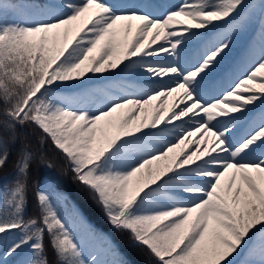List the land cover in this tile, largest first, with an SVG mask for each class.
<instances>
[{
  "label": "snow or ice",
  "instance_id": "6c2138e0",
  "mask_svg": "<svg viewBox=\"0 0 264 264\" xmlns=\"http://www.w3.org/2000/svg\"><path fill=\"white\" fill-rule=\"evenodd\" d=\"M249 35L243 70L210 85ZM49 141L150 264H264V0H0V172L19 144L0 264H126L32 181Z\"/></svg>",
  "mask_w": 264,
  "mask_h": 264
},
{
  "label": "trees",
  "instance_id": "16d2710c",
  "mask_svg": "<svg viewBox=\"0 0 264 264\" xmlns=\"http://www.w3.org/2000/svg\"><path fill=\"white\" fill-rule=\"evenodd\" d=\"M155 10L163 11V8H155ZM24 131L29 133V141L36 147V140L39 135L38 130L26 128ZM18 148L19 144L13 147L8 166L0 172V180L6 181L12 178L13 163L16 159ZM44 151L47 153V159L51 160L54 166L47 168L42 164L34 163L32 166V181L47 177L50 180L49 186L63 193L69 205L77 204L93 222V226L106 233L114 241L120 257L126 261V264H150V257L146 249L134 245L127 232H118L109 225L102 209L93 200L89 189L75 179L74 173L65 164L62 155L52 146L50 141L45 144ZM49 256H52L51 248H49Z\"/></svg>",
  "mask_w": 264,
  "mask_h": 264
},
{
  "label": "rangeland",
  "instance_id": "374dc122",
  "mask_svg": "<svg viewBox=\"0 0 264 264\" xmlns=\"http://www.w3.org/2000/svg\"><path fill=\"white\" fill-rule=\"evenodd\" d=\"M111 2L116 4H137L149 7L150 10L156 11L155 8H163L164 10L167 7L180 3V0H111ZM250 39L251 35L237 40V42L232 46L231 50L226 51V53L223 55L222 62L217 66L213 75L210 77V85H221L232 78L234 74L243 70V68L246 66V61L248 58ZM64 91L71 93L75 91V89L68 88L64 89ZM41 180L49 186L50 180L47 177H42ZM72 206H75L77 209H79L87 223L93 226V222L86 216V214L77 204L69 205V207Z\"/></svg>",
  "mask_w": 264,
  "mask_h": 264
}]
</instances>
